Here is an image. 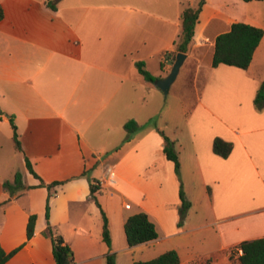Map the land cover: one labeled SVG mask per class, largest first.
I'll list each match as a JSON object with an SVG mask.
<instances>
[{
  "label": "crops",
  "instance_id": "0c3cea01",
  "mask_svg": "<svg viewBox=\"0 0 264 264\" xmlns=\"http://www.w3.org/2000/svg\"><path fill=\"white\" fill-rule=\"evenodd\" d=\"M242 1L205 0L176 76L192 73L194 84L200 78L198 96L193 105L179 96L173 108L160 110L166 95L136 63L164 78L175 60L182 10L199 0H0V246L16 249L4 264H56L43 234L47 222L71 248V264H106V253L115 264H133L167 250L177 252L179 264H238L231 248L264 237V107L253 102L264 83L255 60L264 33L247 68L211 66L215 38L232 22L264 31L240 11ZM9 118L21 151L13 147ZM129 120L140 127L127 137ZM160 131L173 141L178 176ZM216 138L230 145L225 157L213 150ZM17 171L29 188L9 196L2 183ZM91 182L99 187L95 198ZM180 185L190 205L179 225ZM139 211L157 237L129 246L123 224Z\"/></svg>",
  "mask_w": 264,
  "mask_h": 264
},
{
  "label": "trees",
  "instance_id": "16d2710c",
  "mask_svg": "<svg viewBox=\"0 0 264 264\" xmlns=\"http://www.w3.org/2000/svg\"><path fill=\"white\" fill-rule=\"evenodd\" d=\"M252 1V0H243ZM261 1V0H256ZM205 0H199L196 7L186 6L181 13V31L175 43V53L186 52L188 49L189 42L194 35V27L198 20L199 11ZM49 6L50 2L47 3ZM3 16L2 7L0 6V20ZM263 29L257 26H253L244 22L235 21L230 25V29L224 33L216 36L214 41V51L211 60V66L215 67L219 64H226L235 67L245 69L249 66L253 53L263 36ZM139 73L148 81L155 82L157 77L151 75L147 70L143 68V63H136ZM254 105L257 109L264 107V84H262L257 90L253 99ZM9 122L12 128V142L13 147L17 151H21V144L19 140V134L17 132L16 125L13 122V118H9ZM140 126L135 121L129 120L125 122L124 128L127 132V137L130 133L138 129ZM163 135V134H162ZM163 147L162 152L164 156L174 163V170L176 175H179V160L178 155L174 149L173 141L167 136L163 135ZM213 150L218 155L225 157L230 150V145L219 138H216L213 142ZM25 164L27 169L37 177L33 171L30 161L25 157ZM86 171H83L81 175H85ZM59 182H51L47 185L48 188L58 184ZM42 184V182H41ZM3 188L9 193V196H13L17 191L22 189H28L29 186H24L22 183V175L20 172L14 174L12 181H4L2 183ZM99 189L97 184L90 183L91 196L95 198L94 193ZM179 199L180 203L177 206L179 212L180 225L184 219L185 213L189 207V201H187L182 187L179 188ZM1 204V203H0ZM98 205V203H97ZM99 206V205H98ZM48 199L45 204V218L48 219ZM101 211L102 215V240L109 246L110 236L107 225V219L104 212ZM34 214L28 217L26 225V237L31 238L34 233L35 225ZM123 230L125 238L129 246H134L140 243H144L153 240L157 237L155 225L149 220L148 215L139 211L135 214L129 215L123 224ZM43 234L50 238L52 243V253L56 264H71L73 262V252L71 248L64 243L62 237L57 234L52 225L47 222ZM16 251L6 253L0 246V264H4L7 259ZM238 251L240 254L237 255ZM229 258L233 262L238 264H264V237L255 239H248L239 242L237 245L231 248ZM106 264H115V256L113 253L105 254ZM133 264H179V257L175 250H167L158 256L145 260V261H134Z\"/></svg>",
  "mask_w": 264,
  "mask_h": 264
},
{
  "label": "rangeland",
  "instance_id": "374dc122",
  "mask_svg": "<svg viewBox=\"0 0 264 264\" xmlns=\"http://www.w3.org/2000/svg\"><path fill=\"white\" fill-rule=\"evenodd\" d=\"M242 2L245 5L240 7V11L248 12L249 16H251V15L255 16L257 18V20L259 21L258 23L261 25H264V0H261V1L252 0V1H248V2H246V1H242ZM247 19H250V18H247ZM247 19H246V21H247ZM260 49L261 50L257 54V57L255 60H256L258 66L261 65L262 68H264V60H263V58L261 59L262 53H264V43ZM200 87H201L200 78L197 80V83L194 84L192 81V73H188L184 78V77H182V72H181L178 75V77L176 78V80L174 81V83H173L170 91L168 92V94H166L165 97L161 95L162 97L160 100V110L164 109V105L169 106L170 109L173 108V106L177 104L176 97L179 98V96L185 101L186 104H188V106L193 105L197 96H198V91L200 90ZM174 100H176V101H174ZM13 122H14V120H13ZM10 126H11V124L8 125L9 131L12 129V128H10ZM123 130L121 129L122 137L124 134ZM160 134L162 136L163 132L160 131ZM122 137L120 138V140H117L116 143L114 142L112 144L113 145L112 147H115L113 149H118L120 147V145L123 143ZM5 144L7 145V141H6V143H3V145H5ZM9 144H10L9 148L12 150V144L10 143V140H9ZM109 153H110V150L108 152L101 154V158H105ZM97 155H98V153L95 152L94 156H90V155L87 156L86 155V157L84 159H85L87 164L88 163L91 164L92 160H94V158ZM13 176H14V174H11V173L8 174V177L6 178V180H8V181L12 180ZM6 180H4V181H6Z\"/></svg>",
  "mask_w": 264,
  "mask_h": 264
},
{
  "label": "water",
  "instance_id": "95a60500",
  "mask_svg": "<svg viewBox=\"0 0 264 264\" xmlns=\"http://www.w3.org/2000/svg\"><path fill=\"white\" fill-rule=\"evenodd\" d=\"M185 57L186 54L184 52H177L169 73L164 78H158L154 82L155 86H157L165 95L167 94L170 85L175 80Z\"/></svg>",
  "mask_w": 264,
  "mask_h": 264
}]
</instances>
